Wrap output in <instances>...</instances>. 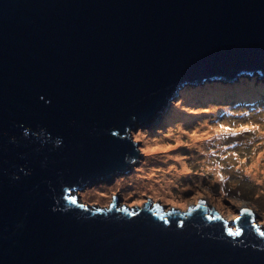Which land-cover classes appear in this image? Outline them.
I'll use <instances>...</instances> for the list:
<instances>
[{"label":"water","instance_id":"1","mask_svg":"<svg viewBox=\"0 0 264 264\" xmlns=\"http://www.w3.org/2000/svg\"><path fill=\"white\" fill-rule=\"evenodd\" d=\"M264 78V0H0V264H264V227L85 204L190 85Z\"/></svg>","mask_w":264,"mask_h":264},{"label":"rangeland","instance_id":"2","mask_svg":"<svg viewBox=\"0 0 264 264\" xmlns=\"http://www.w3.org/2000/svg\"><path fill=\"white\" fill-rule=\"evenodd\" d=\"M262 79L242 77L228 83L235 86L233 91H225L231 88L223 89L214 81L207 83L211 87L198 90L186 87L188 94L171 103L161 127L132 133L142 158L131 174L75 197L101 208H109L114 195L118 207L141 208L152 200L165 211L182 212L204 201L226 220H234L248 206L264 227V87L258 85ZM241 88L250 89L249 94L243 95L247 91ZM161 161L165 163L157 165ZM202 171L210 178L199 180ZM189 175L193 180L187 183ZM177 176L184 178L182 184L176 190L175 184L168 188L173 179L178 181ZM218 181H225L226 189L215 187Z\"/></svg>","mask_w":264,"mask_h":264},{"label":"trees","instance_id":"3","mask_svg":"<svg viewBox=\"0 0 264 264\" xmlns=\"http://www.w3.org/2000/svg\"><path fill=\"white\" fill-rule=\"evenodd\" d=\"M259 78H261V77H259ZM262 80H264V79H262ZM241 81V80H240ZM244 81H246V82H248V79H244L242 82H244ZM214 82H215V84H217V85H219V86H222V87H224L223 89H226V88H231V89H229L228 91H233L234 89H235V86H232V85H230V84H228V83H230V82H223V81H220V80H214ZM208 83V82H207ZM207 83H205V84H203V85H199V86H195V85H193V86H190L191 88L190 89H194V88H196V90H198V89H200L201 87L200 86H203V87H211V84H207ZM255 83V81L254 82H252V84H254ZM258 85L259 86H263L264 87V81L262 82V81H260V83H258ZM195 86V87H194ZM243 86H244V88H246V86L243 84ZM232 87H233V89H232ZM185 90V89H184ZM241 90H245V89H243V88H241L239 91H241ZM248 90H250V89H248ZM248 90H245V91H247V92H245L243 95H248L249 93H248ZM225 91H227V90H225ZM231 93V92H230ZM185 94H188V93H186V90L184 91V92H181L180 93V96H179V98L181 97L182 99H184V95ZM209 95H212V96H214V95H217V94H215V93H211V94H209ZM217 99V98H216ZM187 100H188V97H187ZM234 101V100H233ZM170 107H171V104H170V106H169V111H170ZM169 113V112H168ZM167 113V114H168ZM166 115V114H165ZM164 115V116H165ZM249 116H245V117H243V118H248ZM164 118V117H163ZM169 122V121H168ZM162 124V123H161ZM191 125V123L188 125L187 124V126H190ZM159 127H161V125L159 126ZM158 127V128H159ZM157 129V128H156ZM156 129H153V130H151L150 132H153V131H155ZM191 155H193L192 153H190ZM201 156H203V155H201ZM193 158V157H192ZM163 163H165V162H158L157 163V165H161V164H163ZM201 173V176L199 177V180H202V179H209L210 178V174H208L206 171H202V172H200ZM164 175V174H163ZM166 175H168V174H165L164 175V177L163 178H168V177H170L169 175L167 176V177H165ZM178 177V176H177ZM168 179H170V178H168ZM184 179V178H183ZM182 178H180V177H178V181H176V180H174L173 179V182L172 183H169V187L168 188H174L175 186H174V184L175 185H177L176 187H175V190L177 189V187L178 186H180L181 184H182V180H183ZM187 181V183H189V181H192L193 180V176H191V175H189L188 177H187V179H186ZM211 182V181H210ZM225 182V181H224ZM224 182L223 181H218L217 183H215V187H217L219 190H224V189H226V184H224ZM213 186V185H212ZM164 187H167V185H165Z\"/></svg>","mask_w":264,"mask_h":264},{"label":"bare ground","instance_id":"4","mask_svg":"<svg viewBox=\"0 0 264 264\" xmlns=\"http://www.w3.org/2000/svg\"><path fill=\"white\" fill-rule=\"evenodd\" d=\"M226 89H228V88H226ZM254 90H255V89H254ZM215 91L217 92V90H215ZM220 91H221V90H220ZM220 91H219V92H220ZM227 91H228V90H227ZM255 91H256V90H255ZM221 92H224V91H221ZM243 94H244V93H243ZM241 95H242V94H241ZM250 95H252V94H250ZM178 146H179V145H178ZM169 162H170V161H169ZM167 163H168V162H167ZM175 163H176V162H175ZM175 163H174V164H175Z\"/></svg>","mask_w":264,"mask_h":264},{"label":"snow or ice","instance_id":"5","mask_svg":"<svg viewBox=\"0 0 264 264\" xmlns=\"http://www.w3.org/2000/svg\"><path fill=\"white\" fill-rule=\"evenodd\" d=\"M237 219H239V217H237Z\"/></svg>","mask_w":264,"mask_h":264}]
</instances>
